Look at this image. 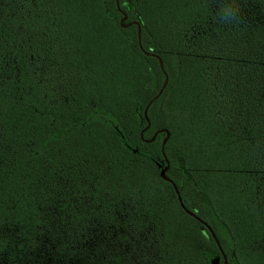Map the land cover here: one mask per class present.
Instances as JSON below:
<instances>
[{"label": "trees", "instance_id": "trees-1", "mask_svg": "<svg viewBox=\"0 0 264 264\" xmlns=\"http://www.w3.org/2000/svg\"><path fill=\"white\" fill-rule=\"evenodd\" d=\"M134 23L168 78L142 137ZM161 129L227 264H264V0H0V264H223Z\"/></svg>", "mask_w": 264, "mask_h": 264}, {"label": "water", "instance_id": "water-1", "mask_svg": "<svg viewBox=\"0 0 264 264\" xmlns=\"http://www.w3.org/2000/svg\"><path fill=\"white\" fill-rule=\"evenodd\" d=\"M117 8H118V4H116ZM118 11L120 12L122 18L120 19V26L122 28H127L130 26V24H124L127 17H126V14L124 12H122L121 10L118 9ZM136 26H137V41H138V46L141 50V52L146 55V56H153V57H156L159 61V67H160V70L162 71L163 75H164V81L158 91V93L155 95V97H153L152 100H150L147 105L145 106L144 110H143V117L146 121V127L141 131L140 133V136L142 137L143 133L149 128L150 126V122H149V119L147 117V111H148V108L150 107V105L159 98V96L162 94V92L164 91L166 85H167V82H168V78H167V75L165 74L164 70H163V63H162V60L153 55V54H149L147 52H144L143 48L141 47V42H140V37H141V27L139 25V23H134ZM159 133H165V138L163 139L162 143H161V146H160V151H161V155L163 157V163L165 164V167L163 169H161L160 171V177L162 180H164L165 182L169 183L173 190H174V193L177 197V201L181 207V209L190 217H192L193 219H195L196 221H198L206 230L207 232L210 234L211 238L214 240L221 256H222V259H223V264H227V258H226V255L224 254L220 244H219V241L216 237V235L214 234L213 230L211 229L210 226L207 225V223H205L204 221H202L195 213H193L191 210L187 209L185 207V205L183 204V201H182V198L179 194V191L176 187V185L174 184V182L166 175L168 169H169V162L167 160V158L165 157V154H164V147L169 139V132L166 130V129H161V130H158L156 133H154V135L152 136V138L150 140H145V142L149 143V142H152L154 141L155 137L157 134Z\"/></svg>", "mask_w": 264, "mask_h": 264}, {"label": "snow or ice", "instance_id": "snow-or-ice-1", "mask_svg": "<svg viewBox=\"0 0 264 264\" xmlns=\"http://www.w3.org/2000/svg\"><path fill=\"white\" fill-rule=\"evenodd\" d=\"M120 2H121V0H113L114 4H120ZM127 6H128V4H125V7H127Z\"/></svg>", "mask_w": 264, "mask_h": 264}, {"label": "clouds", "instance_id": "clouds-1", "mask_svg": "<svg viewBox=\"0 0 264 264\" xmlns=\"http://www.w3.org/2000/svg\"><path fill=\"white\" fill-rule=\"evenodd\" d=\"M233 18H234V16H233Z\"/></svg>", "mask_w": 264, "mask_h": 264}]
</instances>
